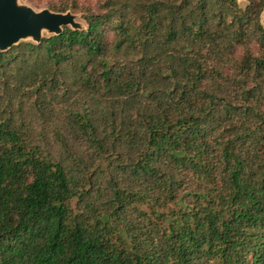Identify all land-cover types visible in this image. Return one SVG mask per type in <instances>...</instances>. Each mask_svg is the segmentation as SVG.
Wrapping results in <instances>:
<instances>
[{
    "label": "trees",
    "instance_id": "16d2710c",
    "mask_svg": "<svg viewBox=\"0 0 264 264\" xmlns=\"http://www.w3.org/2000/svg\"><path fill=\"white\" fill-rule=\"evenodd\" d=\"M82 29L0 52V264H264V0H45Z\"/></svg>",
    "mask_w": 264,
    "mask_h": 264
},
{
    "label": "water",
    "instance_id": "95a60500",
    "mask_svg": "<svg viewBox=\"0 0 264 264\" xmlns=\"http://www.w3.org/2000/svg\"><path fill=\"white\" fill-rule=\"evenodd\" d=\"M18 1L0 0V52L10 50L22 40L40 44L43 33L60 35L64 27L83 28L70 12L53 13L48 9L35 12ZM261 23L264 27V15Z\"/></svg>",
    "mask_w": 264,
    "mask_h": 264
},
{
    "label": "rangeland",
    "instance_id": "374dc122",
    "mask_svg": "<svg viewBox=\"0 0 264 264\" xmlns=\"http://www.w3.org/2000/svg\"><path fill=\"white\" fill-rule=\"evenodd\" d=\"M241 5L245 4V0H237ZM19 5H23V6H26L28 8H31L33 11L35 12H39L43 9H47L45 7V0H19L18 1ZM264 15V14H263ZM263 15L261 17V21L263 19ZM76 16V22H78L79 24L82 25V27L84 28V23L80 20V17L78 15H75ZM46 36H49V34L47 33H43V37H46ZM25 42H30V43H33L31 40H22L18 43V45L20 43H25Z\"/></svg>",
    "mask_w": 264,
    "mask_h": 264
}]
</instances>
